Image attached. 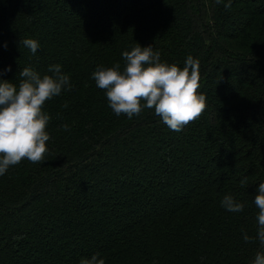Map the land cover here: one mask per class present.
Returning a JSON list of instances; mask_svg holds the SVG:
<instances>
[{"label":"trees","instance_id":"obj_1","mask_svg":"<svg viewBox=\"0 0 264 264\" xmlns=\"http://www.w3.org/2000/svg\"><path fill=\"white\" fill-rule=\"evenodd\" d=\"M226 3L0 0V80L59 64L73 85L45 105L44 162L0 177V264L96 253L105 264H252L264 252L243 239L257 234L264 182V0ZM137 43L181 68L189 55L199 61L207 107L180 132L152 110L117 117L91 78L123 67ZM225 195L244 211L225 210Z\"/></svg>","mask_w":264,"mask_h":264},{"label":"clouds","instance_id":"obj_2","mask_svg":"<svg viewBox=\"0 0 264 264\" xmlns=\"http://www.w3.org/2000/svg\"><path fill=\"white\" fill-rule=\"evenodd\" d=\"M224 0H215L223 3ZM231 6V0L225 5ZM19 44L35 54L38 41L26 38ZM123 67L117 62L110 67H98L92 80L104 91L108 106L117 116L129 120L139 117L146 109L152 110L171 131L180 132L204 113L206 97L200 92L199 61L189 55L183 68L161 61L160 53L152 46L139 43L130 51L122 52ZM7 71H11L9 67ZM49 74L41 75L31 66L19 72V82L0 80V177L23 161L32 164L44 162L48 154L47 131L51 116L44 110L48 101L70 91V75L59 64L48 68ZM67 107V105H64ZM64 130L69 126L64 124ZM246 180L241 181L245 185ZM258 209L257 234L245 233L247 243L259 241L264 247V182L259 183L254 197ZM221 206L232 213L244 211V205L231 195H225ZM100 254L85 257L79 264H105ZM252 264H264V252H257Z\"/></svg>","mask_w":264,"mask_h":264}]
</instances>
